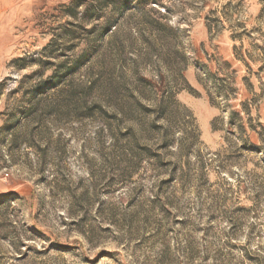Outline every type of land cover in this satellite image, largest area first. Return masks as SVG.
<instances>
[{
    "label": "rangeland",
    "instance_id": "1",
    "mask_svg": "<svg viewBox=\"0 0 264 264\" xmlns=\"http://www.w3.org/2000/svg\"><path fill=\"white\" fill-rule=\"evenodd\" d=\"M0 264H264V0H0Z\"/></svg>",
    "mask_w": 264,
    "mask_h": 264
}]
</instances>
